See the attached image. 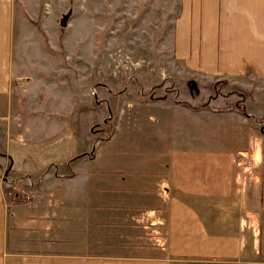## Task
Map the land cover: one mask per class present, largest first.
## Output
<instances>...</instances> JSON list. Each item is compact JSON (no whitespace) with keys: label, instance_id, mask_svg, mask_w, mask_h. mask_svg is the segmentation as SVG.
I'll list each match as a JSON object with an SVG mask.
<instances>
[{"label":"crops","instance_id":"obj_1","mask_svg":"<svg viewBox=\"0 0 264 264\" xmlns=\"http://www.w3.org/2000/svg\"><path fill=\"white\" fill-rule=\"evenodd\" d=\"M191 1L177 57L264 83V0ZM26 7L0 0V264H264V133L252 115L154 102L140 128L123 109L94 143L69 122L80 101L58 115L45 107L55 91L18 76L12 31Z\"/></svg>","mask_w":264,"mask_h":264},{"label":"rangeland","instance_id":"obj_2","mask_svg":"<svg viewBox=\"0 0 264 264\" xmlns=\"http://www.w3.org/2000/svg\"><path fill=\"white\" fill-rule=\"evenodd\" d=\"M20 1L30 16L13 26L11 49L14 63H20L18 76H35L55 91L57 100L50 98L45 107L57 106L58 115H72L80 101V118L68 119L76 123L78 133L90 129L94 143L109 136L117 122L113 114L123 109L140 128L154 102L158 108L172 104L178 113L243 109L252 115L251 126L264 133L263 82L251 76L211 78L176 55L175 29L199 9V2ZM62 18H66L63 27ZM190 42L185 38L181 46ZM39 86L35 81L34 93Z\"/></svg>","mask_w":264,"mask_h":264},{"label":"water","instance_id":"obj_3","mask_svg":"<svg viewBox=\"0 0 264 264\" xmlns=\"http://www.w3.org/2000/svg\"><path fill=\"white\" fill-rule=\"evenodd\" d=\"M65 22H66V18H62L61 22H60V26H64L65 25Z\"/></svg>","mask_w":264,"mask_h":264},{"label":"trees","instance_id":"obj_4","mask_svg":"<svg viewBox=\"0 0 264 264\" xmlns=\"http://www.w3.org/2000/svg\"><path fill=\"white\" fill-rule=\"evenodd\" d=\"M238 111V110H237ZM239 113L240 114H243V112H242V109H241V111H239ZM87 158H90L91 157V153H89V154H87V155H85Z\"/></svg>","mask_w":264,"mask_h":264}]
</instances>
